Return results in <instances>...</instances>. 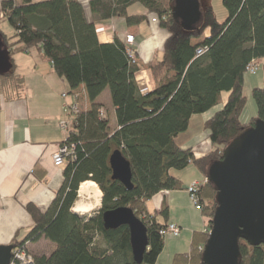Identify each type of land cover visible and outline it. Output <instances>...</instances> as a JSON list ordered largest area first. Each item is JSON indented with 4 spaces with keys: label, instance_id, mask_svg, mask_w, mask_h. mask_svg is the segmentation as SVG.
<instances>
[{
    "label": "trees",
    "instance_id": "trees-1",
    "mask_svg": "<svg viewBox=\"0 0 264 264\" xmlns=\"http://www.w3.org/2000/svg\"><path fill=\"white\" fill-rule=\"evenodd\" d=\"M134 3L141 4L146 14L157 15L159 26L168 32L161 59L149 67L157 86L145 93L135 81L139 66L127 53L131 48L118 39L100 43L94 24L75 0H0V20L15 29V42L8 43L0 33L9 55L36 48L65 80L69 92L74 94L83 85L90 102L107 88L117 124L110 130L108 118L99 117L97 104L73 118L65 142L74 143L75 159L65 161L61 187L44 212L31 203L24 206L32 227L22 240L15 235L10 244L29 252V243L48 240L50 255L35 256V264H136L128 227L105 230L102 226V213L117 207H128L144 223L148 245L142 264H154L163 249L159 235L163 226L146 213V200L160 191L183 188L169 174L171 169L193 164L206 179L207 167L222 159L225 147L257 120H264L263 87L251 90L255 116L247 122L240 119L246 104V67L264 58V0H222L227 11L223 22L206 5L201 20L188 28L173 17V0H92L89 6L100 19L118 16L126 24H137L146 15H127V7ZM22 85L13 65L9 73L0 75V93L6 99L19 98ZM223 93H227L224 103ZM214 107L220 108L204 123L212 149L195 157L177 137L186 131L191 116ZM115 149L130 162L131 190L111 179L108 158ZM89 181L102 193L100 208L80 216L72 208L80 184ZM215 194L210 182L199 190L205 231L194 232L188 251L175 254L171 264H203L199 248L211 228ZM238 245L239 264H264L263 244L250 246L240 239Z\"/></svg>",
    "mask_w": 264,
    "mask_h": 264
},
{
    "label": "crops",
    "instance_id": "crops-1",
    "mask_svg": "<svg viewBox=\"0 0 264 264\" xmlns=\"http://www.w3.org/2000/svg\"><path fill=\"white\" fill-rule=\"evenodd\" d=\"M75 1L82 6L86 20L94 24L100 43H111L118 39L129 46L126 39L132 36L133 44L130 48L134 51L139 66L135 81L142 93L154 89L157 84L150 81L148 67L155 58H160L168 37L165 29L159 26L157 15L146 14V9L141 4L134 3L127 7L126 14L146 15L145 19L137 24H126L124 17L98 18L90 10L92 0ZM1 16L0 11V18ZM112 20H115L114 24ZM202 39L203 37L192 40L191 43ZM18 54L16 57L14 54L10 55V59L14 72L23 79L22 94L19 98L10 100L0 93V246L10 245L15 235L18 240H22L32 227L31 217L24 209L26 204L31 203L44 212L61 187L65 162L55 166L52 157L65 141V134L59 128V122L65 116L63 106L77 104L80 113L86 114L93 104H97L98 108L104 109L108 122L113 117L114 126L111 128L108 124L109 129L117 128L108 89V93L104 89L90 102L83 85L74 94L70 93L65 80L53 71L51 63L36 48H29L26 53ZM146 72L147 80L142 83L141 77ZM74 95L77 96L76 99ZM218 109L214 107L202 113L204 120L207 121ZM194 116H191L187 129ZM179 145L190 149L195 157H201L211 150L208 133L204 130ZM190 168L197 174L184 171ZM169 174L177 178L183 188L156 193L146 200L145 211L153 215L160 226L174 223L179 226L180 232L178 236L170 233L163 236V249L154 264H171L175 254L188 251L193 233L204 232L206 227V219L201 211L193 208L185 190L193 180L204 177L202 172L189 164L182 170L171 169ZM41 239L48 244L49 251L40 255L48 257L52 245L48 240Z\"/></svg>",
    "mask_w": 264,
    "mask_h": 264
},
{
    "label": "water",
    "instance_id": "water-1",
    "mask_svg": "<svg viewBox=\"0 0 264 264\" xmlns=\"http://www.w3.org/2000/svg\"><path fill=\"white\" fill-rule=\"evenodd\" d=\"M173 17L184 28L201 20L197 0H173ZM12 62L0 35V75L9 73ZM264 89V85H263ZM111 179L131 190V167L119 149L108 158ZM207 181L214 187L216 208L203 246V264H239V240L250 246L264 245V120H257L236 136L223 150L222 159L209 164ZM101 199V198H100ZM74 212V211H73ZM125 225L129 230L133 261L142 264L147 249L144 223L128 207L102 213L105 230ZM12 246H0V264H9Z\"/></svg>",
    "mask_w": 264,
    "mask_h": 264
},
{
    "label": "rangeland",
    "instance_id": "rangeland-1",
    "mask_svg": "<svg viewBox=\"0 0 264 264\" xmlns=\"http://www.w3.org/2000/svg\"><path fill=\"white\" fill-rule=\"evenodd\" d=\"M197 1L200 4L201 10L203 9L204 6L210 5L211 8H212V10H213V13L215 15V18H216V20L218 22H223L226 19V17H227V11H226V9L224 8V6L222 4V0H197ZM112 21H113V24H114L115 20H112ZM0 33L2 35H4V37L8 40L7 41L8 43L9 42L11 43V42H15L16 41V38L14 36L15 35V29L7 21H5V20H0ZM166 33L168 35V32L167 31H166ZM207 34H208V30L205 31V33L203 34V37H205ZM201 38H199V39H201ZM194 40H197V39H194ZM28 49H26L23 52L26 53L28 51ZM162 51H163V48H162ZM162 53L163 52H161V55H160V58L159 59H156L155 58L153 61L156 62V61L160 60L161 57H162ZM17 55H19V54L17 53ZM17 55L14 54V57H16ZM131 59L134 62H137L136 61V56H135V53L134 52H132V58ZM150 65H149V67H150ZM252 65L255 68L254 69V72L255 73L253 75H251L249 73L250 71L248 73L246 71L245 76H244L243 93H244V96L246 97V104H245V107H244V109L242 111V114L240 116V119H241L242 122H247L250 118L254 117L255 114H256L255 102H254V100L252 98V95H251L252 88H254V87H263V85H264V58L260 59L259 61H253L252 62ZM149 67H148V70H149ZM148 72H149L150 81L153 82L154 84H157L156 81H153V79L151 77V74H150V70ZM144 74L145 75H142V77H141L142 78L141 79L142 83L145 80H147V72L144 73ZM105 92L108 93L107 88H106ZM226 98H227V93H223L222 94V101H223V103L226 101ZM218 108H220V107H218ZM99 110L104 112V109H99ZM80 112H79V114H82ZM113 121L114 120H113V117H112L111 121L109 122L111 128L114 126V122ZM204 121L205 120H204L202 114H196L194 117H192V120L190 122L189 128L186 131H184V132H182V133L179 134V136L177 137V142L179 144H182V142H184L189 137H192V136H195V135H198V134L203 133V130H204V132L208 133V131L204 127V123H205ZM209 142H210V140H209ZM211 149H212V146H211ZM188 170L190 172L192 171L193 172V175H196L197 174L195 172V170H193L191 168L190 169H185L184 171H188ZM186 174H189V173L187 172ZM190 174L192 175V173H190ZM204 177H202L200 180H193V181H202V180H204ZM94 185H95L96 189L100 192L98 186L95 183H94ZM186 193H187V191H186ZM188 194L189 193H187V195ZM77 195H78V191H77ZM100 195L102 196V193L101 192H100ZM77 200H78V198H77ZM189 201H190V199H189ZM190 203H191V201H190ZM191 205H192V203H191ZM98 208H100V201H99L98 207H96L93 211H95V210L97 211ZM92 212H90L88 214H91ZM79 214H87V213H79ZM40 240H39L38 243H36L34 245H29L28 244V248H29V252L28 253H30L31 258L33 257V261H34V258H35L36 255H40L41 253H45V252H48L49 251L48 244H46L45 241H42V239H40ZM20 249H22V248H20Z\"/></svg>",
    "mask_w": 264,
    "mask_h": 264
},
{
    "label": "built area",
    "instance_id": "built-area-1",
    "mask_svg": "<svg viewBox=\"0 0 264 264\" xmlns=\"http://www.w3.org/2000/svg\"><path fill=\"white\" fill-rule=\"evenodd\" d=\"M133 42V38L132 36H128L127 37V43L128 44H132ZM203 52L202 49H199L197 51L198 54H201ZM128 55L130 58H132V51L128 50L127 51ZM254 66L252 65V62L249 63L246 67V71L247 73L249 72L251 75H253L254 72ZM75 99L77 98L76 95H74ZM63 112L65 113L64 115V119H62L59 122V128L64 132L65 134V140L68 138V135L70 133L71 130V124H72V120L74 117L79 115V108L77 106V104H66L65 106H63ZM99 117L101 119H106V115L103 111H99ZM74 148L75 145L74 143H66L64 141V143L62 145H60L57 149V151L53 154V164L55 166H60L62 165L65 161L67 160H74L75 159V155H74ZM207 179L204 178V180L202 181H192L191 183H189V185L186 187V191L187 193H189L188 197L192 203V206L194 207V209H196L197 211L201 210V206L199 203V190L201 189V187L203 185H205L207 183ZM180 232V228L178 225L171 223L163 228H161L159 230V235L160 236H164L167 233L172 234L173 236H178ZM200 250H202V248H199ZM32 259V260H31ZM9 264H35V262L33 261V257L31 258L30 253H28L26 250H24L23 248H15L12 251V255H11V259Z\"/></svg>",
    "mask_w": 264,
    "mask_h": 264
},
{
    "label": "bare ground",
    "instance_id": "bare-ground-1",
    "mask_svg": "<svg viewBox=\"0 0 264 264\" xmlns=\"http://www.w3.org/2000/svg\"><path fill=\"white\" fill-rule=\"evenodd\" d=\"M78 197L79 200L73 207L74 211L76 213H89L98 207L101 195L94 183L84 182L79 186Z\"/></svg>",
    "mask_w": 264,
    "mask_h": 264
}]
</instances>
